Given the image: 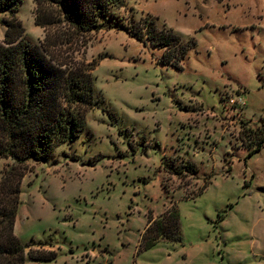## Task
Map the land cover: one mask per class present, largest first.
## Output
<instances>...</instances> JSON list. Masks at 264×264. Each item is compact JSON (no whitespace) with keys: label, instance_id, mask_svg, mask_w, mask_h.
<instances>
[{"label":"rangeland","instance_id":"rangeland-1","mask_svg":"<svg viewBox=\"0 0 264 264\" xmlns=\"http://www.w3.org/2000/svg\"><path fill=\"white\" fill-rule=\"evenodd\" d=\"M19 4L28 43L67 70L95 65L82 134L25 165L15 234L27 253L57 252L25 264H264V147L248 156L240 138L243 122L264 118V0H129L117 10L194 41L179 65L126 30L45 28L36 0ZM13 164L0 156V179ZM174 203L182 241L139 252L147 214Z\"/></svg>","mask_w":264,"mask_h":264},{"label":"trees","instance_id":"trees-1","mask_svg":"<svg viewBox=\"0 0 264 264\" xmlns=\"http://www.w3.org/2000/svg\"><path fill=\"white\" fill-rule=\"evenodd\" d=\"M21 0H0V15L6 36L0 42V156L14 164L0 179V264H25L31 260L52 261L57 252L38 248L26 252L15 234L25 165L29 160L46 161L58 145L71 143L85 129L86 111L95 105V75L89 70H67L49 57L41 45L25 39V27L19 18ZM129 0H36L35 23L48 28L64 25L80 36L103 28L128 31L138 40H150L165 47L166 63L179 65L190 43L172 29L160 28L156 19L134 16L129 20L118 14ZM51 37V35H50ZM49 37V38H50ZM48 38V39H49ZM243 122L240 138L248 144V156L264 147V118L256 128ZM182 168L195 172L187 163ZM174 172L181 173L178 168ZM172 169V170H173ZM206 181L199 192L207 187ZM147 214V228L142 233L138 251L153 248L160 239L182 241L180 209L174 203L164 214Z\"/></svg>","mask_w":264,"mask_h":264}]
</instances>
